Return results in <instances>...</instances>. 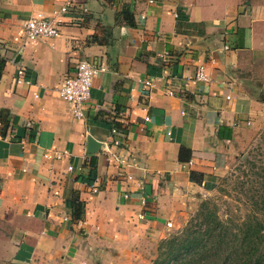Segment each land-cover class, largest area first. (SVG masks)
I'll return each mask as SVG.
<instances>
[{"label":"crops","instance_id":"crops-1","mask_svg":"<svg viewBox=\"0 0 264 264\" xmlns=\"http://www.w3.org/2000/svg\"><path fill=\"white\" fill-rule=\"evenodd\" d=\"M63 1L0 0V264H139L264 125V0H67L24 41ZM80 59L104 70L76 118L56 90Z\"/></svg>","mask_w":264,"mask_h":264},{"label":"rangeland","instance_id":"rangeland-1","mask_svg":"<svg viewBox=\"0 0 264 264\" xmlns=\"http://www.w3.org/2000/svg\"><path fill=\"white\" fill-rule=\"evenodd\" d=\"M192 203L191 207L178 210L165 220L172 223L169 229H165L163 222L161 237L146 246L139 264H149L155 257L158 241L180 232L200 211L209 212L224 224V240H230L229 229L235 230L246 217L254 213L264 214V125L251 136L244 148L228 160L210 186L201 190ZM226 250L224 247L218 250L217 262L224 258Z\"/></svg>","mask_w":264,"mask_h":264},{"label":"trees","instance_id":"trees-1","mask_svg":"<svg viewBox=\"0 0 264 264\" xmlns=\"http://www.w3.org/2000/svg\"><path fill=\"white\" fill-rule=\"evenodd\" d=\"M190 155L189 148L179 146V161H187ZM201 178L200 173L189 172L191 181L199 183ZM79 214L80 206L73 202L71 215L77 219ZM196 216L180 232L158 241L155 257L149 264H264V214L254 213L235 230L229 229L230 240H224L226 227L209 212L200 211ZM222 247L227 250L217 262L215 257Z\"/></svg>","mask_w":264,"mask_h":264},{"label":"built area","instance_id":"built-area-1","mask_svg":"<svg viewBox=\"0 0 264 264\" xmlns=\"http://www.w3.org/2000/svg\"><path fill=\"white\" fill-rule=\"evenodd\" d=\"M68 6V1L64 0L58 8L51 12H35L24 20L20 28V33L24 41L50 39L58 36L59 26L62 22L63 15L67 12ZM103 70L104 68L101 66L95 67L88 60L80 59L74 64L73 74L66 76L57 88V96L69 104L74 117H82V110L89 98L91 79L98 71ZM194 78L199 81L206 80L203 66H197ZM147 85H151V82L148 80L143 81V86ZM111 131L114 132V128ZM67 168L70 169L71 167L68 166ZM164 226L165 229H169L172 226L171 221H165Z\"/></svg>","mask_w":264,"mask_h":264},{"label":"water","instance_id":"water-1","mask_svg":"<svg viewBox=\"0 0 264 264\" xmlns=\"http://www.w3.org/2000/svg\"><path fill=\"white\" fill-rule=\"evenodd\" d=\"M87 143H88V145H94V146L96 144L92 138H88Z\"/></svg>","mask_w":264,"mask_h":264}]
</instances>
